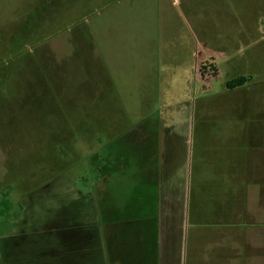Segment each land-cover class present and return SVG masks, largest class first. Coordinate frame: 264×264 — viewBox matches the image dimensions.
<instances>
[{
  "label": "rangeland",
  "instance_id": "rangeland-1",
  "mask_svg": "<svg viewBox=\"0 0 264 264\" xmlns=\"http://www.w3.org/2000/svg\"><path fill=\"white\" fill-rule=\"evenodd\" d=\"M256 5L0 0V264H20L23 234L33 261L61 264L73 231L79 264H142L141 135L161 113L185 143L204 138L206 43L263 25ZM219 69L207 71L220 90Z\"/></svg>",
  "mask_w": 264,
  "mask_h": 264
},
{
  "label": "crops",
  "instance_id": "crops-1",
  "mask_svg": "<svg viewBox=\"0 0 264 264\" xmlns=\"http://www.w3.org/2000/svg\"><path fill=\"white\" fill-rule=\"evenodd\" d=\"M241 1V10L255 3L252 12L264 15V1ZM241 34L206 43L212 48L199 69L204 97L193 108L204 121V138L186 144L179 124L164 125L161 113L141 135L142 264H150L148 256L152 264H264V52L246 60L243 55L264 44V23L244 25ZM219 65L231 80L249 81L228 89L229 80L217 89L207 68L218 76ZM23 235L19 263L37 264L31 236ZM70 237L61 264H79L83 241L78 231Z\"/></svg>",
  "mask_w": 264,
  "mask_h": 264
},
{
  "label": "trees",
  "instance_id": "trees-1",
  "mask_svg": "<svg viewBox=\"0 0 264 264\" xmlns=\"http://www.w3.org/2000/svg\"><path fill=\"white\" fill-rule=\"evenodd\" d=\"M248 81L249 79L245 77L237 78V79H234L228 82L226 84V87L228 89H235V88L244 86Z\"/></svg>",
  "mask_w": 264,
  "mask_h": 264
}]
</instances>
